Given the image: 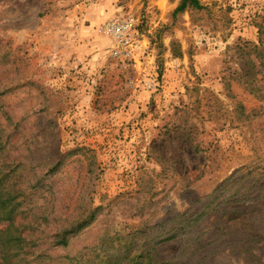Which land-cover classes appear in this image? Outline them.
<instances>
[{
	"label": "rangeland",
	"instance_id": "rangeland-1",
	"mask_svg": "<svg viewBox=\"0 0 264 264\" xmlns=\"http://www.w3.org/2000/svg\"><path fill=\"white\" fill-rule=\"evenodd\" d=\"M178 2L0 0V86L9 90L3 98L25 117L41 162L76 147L93 151L89 197L102 206L100 226L111 235L138 228L128 204L141 178L154 194L145 217L153 224L188 210L231 175L240 179L245 169L264 166L253 134L260 121L240 123L234 113L237 102L246 115L264 113V104L237 83L232 58L235 45L257 43L264 0H200L206 10L172 18ZM126 18L127 40L116 41L107 28ZM84 180L78 167L56 177L72 205ZM249 186L251 200L257 192ZM260 204L264 209V196ZM162 247L174 256L180 243ZM263 253L255 251L264 264ZM212 261L237 264L226 251Z\"/></svg>",
	"mask_w": 264,
	"mask_h": 264
},
{
	"label": "trees",
	"instance_id": "trees-1",
	"mask_svg": "<svg viewBox=\"0 0 264 264\" xmlns=\"http://www.w3.org/2000/svg\"><path fill=\"white\" fill-rule=\"evenodd\" d=\"M202 10L206 6L200 0H179L171 17ZM165 28L156 31L157 40ZM257 29V43L240 42L233 47L232 58L237 83L264 104V16ZM173 53L179 55L176 50ZM8 92L6 86H0V225H5L0 230V264H213L215 255L223 251L237 264H263L255 251L264 252V209L260 204L264 187L259 185L264 166L245 169L247 176L240 179L231 175L188 210L153 224L145 217L154 194L149 180L141 178L133 198L136 201L128 204L130 217L139 220L138 228L131 235H111L107 227L100 226L102 206L93 207L89 197L96 170L93 151L76 147L49 163L41 162L37 157L41 149L33 131L26 129L25 117L16 116L3 98ZM234 113L240 123L260 121L255 123L254 142L258 148L264 147V113L246 115L238 102ZM183 139L190 141L189 137ZM191 149L201 151L197 146ZM68 167H78L79 175L85 168L83 186L78 194L71 193L75 195L73 205L72 196L67 197L56 181ZM234 178L233 185L224 188ZM247 186L257 192L251 200L246 196ZM216 192L230 194L219 200V195L214 197ZM150 194V200L144 196ZM173 241L180 248L171 256L162 246Z\"/></svg>",
	"mask_w": 264,
	"mask_h": 264
},
{
	"label": "built area",
	"instance_id": "built-area-1",
	"mask_svg": "<svg viewBox=\"0 0 264 264\" xmlns=\"http://www.w3.org/2000/svg\"><path fill=\"white\" fill-rule=\"evenodd\" d=\"M130 18L124 20H115L108 26V32L111 36L119 42H124L127 40L128 29L130 26Z\"/></svg>",
	"mask_w": 264,
	"mask_h": 264
}]
</instances>
